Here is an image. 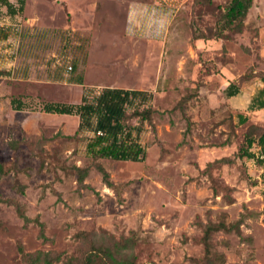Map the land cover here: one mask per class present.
Segmentation results:
<instances>
[{
    "label": "rangeland",
    "instance_id": "374dc122",
    "mask_svg": "<svg viewBox=\"0 0 264 264\" xmlns=\"http://www.w3.org/2000/svg\"><path fill=\"white\" fill-rule=\"evenodd\" d=\"M25 1L14 17L0 4L9 32L0 41V163L8 170L0 264H26L37 251L62 254L64 264L78 254L81 231L134 234L138 264H264V164L239 155L249 129H264V109L249 111L264 89V0H254L242 33L198 44L193 34H213L230 0ZM136 2L161 5L171 19L167 44L147 54L129 36ZM231 83L239 93L229 98ZM105 88L151 94L125 120L144 162L96 160L87 151L93 134L77 133V116L42 111L45 102L79 104ZM13 98L26 109L15 110ZM146 108L150 121L134 115ZM12 140L26 144L13 149ZM260 149L257 141L251 151L259 157ZM210 224L217 229L207 245Z\"/></svg>",
    "mask_w": 264,
    "mask_h": 264
},
{
    "label": "trees",
    "instance_id": "16d2710c",
    "mask_svg": "<svg viewBox=\"0 0 264 264\" xmlns=\"http://www.w3.org/2000/svg\"><path fill=\"white\" fill-rule=\"evenodd\" d=\"M212 1V0H209ZM25 0H18V5L10 0H0V4L7 9L11 17L22 14L25 7ZM254 0H230L221 7L220 16L217 20V28L211 35L201 32L193 34L194 40L228 39L229 33H242L246 26V19L253 7ZM9 37L8 30L0 28V41ZM73 69V67H71ZM0 74H3L0 71ZM264 80V78H263ZM77 83L82 85L83 79L77 78ZM239 93L236 84L231 83L226 89V96L231 98ZM151 94L139 90H126L118 88H105L99 94L90 98L84 94L79 104L45 102L42 111L48 114L77 116L79 118L78 132H90L93 137L87 145V151L94 159H111L116 161L144 162L147 157L145 147L132 131L127 130L125 120L128 117V108L137 103L143 104L148 101ZM13 108L17 111L26 109V104L20 98L11 100ZM264 109V89L255 96L249 105V111ZM153 114L151 108L143 110L136 109L134 115L139 116L143 121H150ZM240 123L248 121L247 116L240 115ZM246 146L240 149V157L257 159L264 164V129L252 126L246 134ZM259 141L261 145L260 156L252 150L254 144ZM26 144L24 141L12 140L10 145L13 149ZM98 170L103 174L104 182L111 186L109 173L98 165ZM79 182L84 183L85 170L79 169ZM8 174L3 163H0V178ZM1 202V199H0ZM23 215V214H22ZM23 217H25L23 215ZM227 230L238 229V224L226 227ZM217 229L214 225H208L205 230L204 240L208 245L211 232ZM43 235V231H41ZM80 242L79 251L76 256L66 258L64 264H138L135 254L136 237H122L116 239L105 231L88 232L81 231L76 234ZM26 264H57L63 260V255L55 252L37 251L25 254Z\"/></svg>",
    "mask_w": 264,
    "mask_h": 264
},
{
    "label": "crops",
    "instance_id": "0c3cea01",
    "mask_svg": "<svg viewBox=\"0 0 264 264\" xmlns=\"http://www.w3.org/2000/svg\"><path fill=\"white\" fill-rule=\"evenodd\" d=\"M69 4V3H68ZM70 6V5H69ZM165 7L161 5L148 4L144 2L133 3L129 9V19L131 20V31L133 32L129 36L133 38L134 44L144 47L145 53H148V46L154 43L158 44L163 42V45L167 44V29L165 27L170 23L171 19L163 13ZM168 23V24H167ZM151 24V26H149ZM166 30V32H165ZM139 40V41H136ZM195 42L203 43V40H195ZM164 47V46H163ZM88 78L83 79V84L80 85L75 82L78 86H85L84 83Z\"/></svg>",
    "mask_w": 264,
    "mask_h": 264
},
{
    "label": "built area",
    "instance_id": "2783aa9c",
    "mask_svg": "<svg viewBox=\"0 0 264 264\" xmlns=\"http://www.w3.org/2000/svg\"><path fill=\"white\" fill-rule=\"evenodd\" d=\"M71 69V68H70Z\"/></svg>",
    "mask_w": 264,
    "mask_h": 264
}]
</instances>
